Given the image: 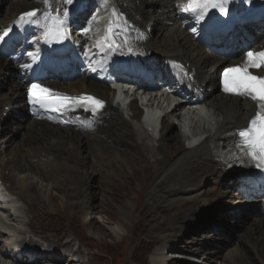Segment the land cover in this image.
Here are the masks:
<instances>
[{
  "label": "bare ground",
  "instance_id": "6f19581e",
  "mask_svg": "<svg viewBox=\"0 0 264 264\" xmlns=\"http://www.w3.org/2000/svg\"><path fill=\"white\" fill-rule=\"evenodd\" d=\"M35 1L44 12L49 9L45 8L43 0ZM176 1L118 0L120 7L138 27H153L150 39L146 42V49L162 59L174 57L189 63L196 73L199 86L209 97L208 104L220 112L221 118L217 121L215 135L195 147L186 148L168 120H164L163 131L154 144L139 125V111L134 104L130 109L133 114L130 122L124 118L123 110L112 105L117 111L114 113L108 109L107 116L94 132H72L45 123L31 122L23 116H18L8 125L6 119H3V114H6V109L23 110V86L13 79L11 63L0 59V78L7 81L0 83V180L12 196L24 202L27 217L24 223L26 230L23 231L20 228L22 220L10 214L5 206L0 207V264H74V258H77L78 264L89 262L86 252L90 250L87 247L93 249V240L88 237L87 232L81 231L78 234L71 229L69 233L63 234V229L69 226L71 219L79 211L74 214L76 209L83 208L85 220L96 212L97 208L92 202L96 193L89 191V186L94 168L100 167L99 164L106 166L108 160L116 164L114 172L117 178L118 171L121 172L125 168L131 169L132 175L136 174L138 167L148 170L149 177L145 185L148 196L144 195L147 207L167 204L165 200L168 198L175 200L170 204L171 214L167 215L165 209H162L163 212L156 213L155 218L147 221V230L142 233L147 239H154L149 243L144 240L146 257L147 260L149 258L150 264H166L165 253L169 249H180L175 247V243L182 238L186 228L201 219L204 214H215L211 213L213 208L207 202L208 192L203 189L204 181L218 187L213 197L222 200L232 193L233 185L229 183L231 174L226 171L228 168L218 161L211 145L217 142L216 140L229 142L231 133L242 128L252 112H249L247 103L216 94L215 73L218 72L221 61L199 49L191 37L179 28L180 22L172 16V5ZM62 3L63 0H50L51 7ZM25 9L26 5L22 4L14 7L11 12L2 13L0 27L5 28ZM43 16L39 17L41 21H44ZM29 29L38 32L32 26ZM65 89L75 93H94L107 100L111 95L110 89L86 80L75 81L66 85ZM109 104L111 105L110 101ZM15 132L19 140L13 143L10 140L16 136ZM88 153L92 156L91 166H87L84 156ZM57 177H62L61 180L68 186L67 190L60 189ZM253 177L256 178L257 175ZM109 185L107 183V187ZM52 190L62 191L63 197L60 205L63 215L54 220L52 218L59 212L56 210L58 204L51 194ZM139 194L140 190L134 205L129 201L124 204L122 198L116 199V203L122 206V209L116 207L121 221H128L130 216L135 214L134 207L140 206L141 202ZM262 195L264 196V193ZM238 201L239 206L235 208L234 215L230 216L231 220L227 221V215L232 210H227L216 225L219 231L217 233H228L226 239L230 238L231 231L237 227L242 228L237 233L239 241L236 245L229 244L221 253L216 252L211 246L214 241L208 240L212 238L213 232L210 231L199 239L197 249H194L193 253L215 264H250L248 262L254 258L264 264V218L252 217L251 208L247 207L241 198ZM36 207H40V210ZM46 209H49V214H45ZM2 215H6V219H2ZM65 218L67 219L62 221ZM243 222L246 225L244 228ZM236 223H239L238 226ZM3 235L6 241L18 235L23 238H13L14 242L3 243ZM38 242L50 248L49 254L38 257L37 249L33 248L32 252L29 250L28 244L37 246L35 244ZM17 248L23 249L27 256L23 257ZM139 248L136 247L135 250ZM95 250L94 255L100 264L112 262L111 255L99 249ZM116 252L117 264H125V254L117 248Z\"/></svg>",
  "mask_w": 264,
  "mask_h": 264
},
{
  "label": "rangeland",
  "instance_id": "374dc122",
  "mask_svg": "<svg viewBox=\"0 0 264 264\" xmlns=\"http://www.w3.org/2000/svg\"><path fill=\"white\" fill-rule=\"evenodd\" d=\"M25 1H30V0H0V15L2 13L4 14V13L11 12L14 7L22 5ZM12 118L15 119V116H13ZM8 123H11V121H8ZM15 135L16 136H14V139L18 140L17 134ZM172 145H174V141H172ZM84 156H85L87 166H91L92 156L89 154H85ZM99 166L100 167L94 168V172L92 174V181L89 186V191L96 193V195L92 199L93 204L97 208L95 209L96 212L94 213L92 217L89 216L88 219L85 220L84 219L85 214L83 213V208L76 209L74 211V214L78 210L79 211L76 213V215H74V218L71 219V223H69V226L63 229V234L69 233V230L71 229L75 230V232L78 234H80L81 231H83L84 233L87 232V234L89 235L88 237H90L93 240V244H92L93 249H91L90 247H87L90 249L88 252H86L87 257L89 258V262H85V264H90V263L100 264L98 262L97 256L94 255L96 251L95 249H99L103 253H107L111 255L113 257V260L112 262H110V264H117L118 262L115 258L117 254L116 248L120 252H123L125 254L124 255L125 264H144V263L150 264L148 262L149 258L147 260V257H146V251H145L146 248H144L146 247V243L144 242V240H146L149 243L153 241L154 239L150 237L149 239H147L142 233H145L146 232L145 230H147V227H148L147 221L151 218H155L156 213L163 212L164 210L162 209H165L167 215H170L172 212V205L170 204L174 203L175 200L168 198L165 200V202L168 205L162 204L160 206H153L152 208L151 206L147 207L146 206L147 203L146 201H144L145 199L144 195L146 194L148 196L147 194L148 192L145 186L146 182L148 181L147 179L149 177V175H147L148 173L147 169H145L144 167H138L136 174L132 175L131 169L125 168L121 172L118 171V178H117L114 172V168L116 164L113 161L108 160L106 163V166L103 164H99ZM57 178L59 180L60 189L67 190L68 186L67 184H65V181L61 180L62 177H57ZM116 179L118 180L116 181ZM124 182L125 184H123ZM107 183L110 184L108 187H107ZM106 189H107V192H105ZM203 189H205L208 192L207 193L208 195L206 197L207 202L213 208V210H211V213H215V214L213 216L210 215V213L204 214V216L201 219L196 220L194 223L190 224L186 228V230L184 231L182 235V238H180L177 241V243H175V247H178L180 249L178 250L169 249L165 253L166 255L164 254L165 258L167 259L166 264H215L213 262L206 261V259H203L201 255L199 256L197 253L196 254L193 253V251L194 249H197V244L199 242V239L203 235L210 232L212 228L215 227L216 223H219L221 221L220 220L221 216L227 210H232L233 212V210H235V208L238 207L239 204H238V201H236L238 199H237V195L234 192H232L228 197L222 200L219 198L213 197L218 187H215L208 181H204ZM139 190L141 191V194H139V196L141 195L140 196L141 197L140 206L134 207L135 214L133 216L132 215L130 216V220L126 221L122 219L121 221L120 218H118L121 216L116 207L119 206L122 209V206L121 204L116 203L117 200L119 198L120 199L122 198L121 201L124 202V204L127 201H129L132 205H134V200L137 197ZM61 192L62 191L52 190V193H51L52 196L55 197V201L58 204L56 210L59 212L56 217L52 218V220H54L55 218H60L63 215V208L60 206L61 200H63ZM79 197H82V196H79ZM15 206L16 208H14V211L12 213L22 215V209H23L22 203H18ZM48 211L49 209H46L45 214H49ZM227 216H228L227 221L229 222L231 220V217H230L231 215L229 214ZM66 219L67 218L62 219V221ZM144 222H145V225H143ZM238 224L239 223H236L237 226ZM242 224L244 228L246 225L244 224V222ZM58 226L59 225H57V227ZM138 228H141V229H138ZM241 230L242 228L238 229L237 227L235 230L231 231V235H229L230 236L229 239H226V237L228 236V233H224V234L211 233L212 238H208V240L214 241L213 243L214 245H211V246L214 247V250H216V252L221 253L226 248H228L227 246L229 244H232L234 246L236 245V243L239 241L237 238V233ZM19 237H22V236H19ZM1 238L3 239V241H5L4 239L5 237H1ZM215 238L216 240H214ZM37 246L38 247H36V249L38 251H39V248H43L41 244ZM136 247L137 248L141 247L142 249L140 250L139 248V250L136 249L137 250L136 251L135 250ZM134 251L136 253H134ZM74 259H75L74 260L75 263L74 262L73 263L78 264L77 258H74ZM65 260L67 259L65 258ZM248 263L261 264L260 261H256L255 258L253 261L248 262Z\"/></svg>",
  "mask_w": 264,
  "mask_h": 264
},
{
  "label": "snow or ice",
  "instance_id": "6c2138e0",
  "mask_svg": "<svg viewBox=\"0 0 264 264\" xmlns=\"http://www.w3.org/2000/svg\"><path fill=\"white\" fill-rule=\"evenodd\" d=\"M63 2L66 5H72L74 0H63ZM43 3L45 8L51 7L50 0H43ZM228 3L229 0H186L182 11L194 15L197 22H201L211 10H217L221 15H225ZM107 4L108 0H101L102 8H106ZM38 12L39 9L23 12L18 17L16 26L35 25L41 28L40 39L46 44H59L70 38L71 12L68 7H64L62 10L57 9L55 16L45 12L42 17L44 23H41L40 18L37 17ZM121 20H123V14L113 8L103 35L95 41V47L99 51L116 52L128 45L127 37L124 38L123 44L117 42ZM94 22L99 23V18L96 15H92L88 20V27L84 28L85 33L92 30ZM124 23L126 24L127 21L125 20ZM7 35L6 31L3 36H0V40H3ZM128 51H132L131 47H128ZM28 55L35 61L34 53ZM85 56H88L87 52ZM22 67L29 68L31 65L24 64ZM220 83L225 94L251 101L255 106L254 114L248 120L247 125L236 133L239 139L235 147L242 157L249 159L255 167L264 171V45L255 50L251 48L243 50L242 59L238 63H233L223 69ZM27 95L33 113L37 115L40 111H44L64 116L77 109H83L85 112H90L93 117H98L104 107V102L92 95L71 97L56 94L51 88L39 83L30 84L27 88Z\"/></svg>",
  "mask_w": 264,
  "mask_h": 264
}]
</instances>
